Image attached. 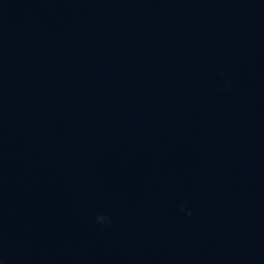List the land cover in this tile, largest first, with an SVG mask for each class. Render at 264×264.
I'll return each mask as SVG.
<instances>
[{
	"label": "water",
	"instance_id": "1",
	"mask_svg": "<svg viewBox=\"0 0 264 264\" xmlns=\"http://www.w3.org/2000/svg\"><path fill=\"white\" fill-rule=\"evenodd\" d=\"M0 264H264V0H0Z\"/></svg>",
	"mask_w": 264,
	"mask_h": 264
}]
</instances>
